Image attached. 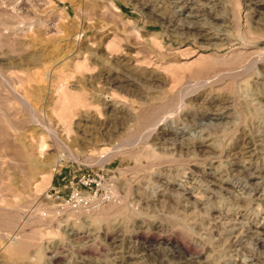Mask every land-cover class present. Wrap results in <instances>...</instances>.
I'll return each mask as SVG.
<instances>
[{
    "label": "rangeland",
    "instance_id": "obj_1",
    "mask_svg": "<svg viewBox=\"0 0 264 264\" xmlns=\"http://www.w3.org/2000/svg\"><path fill=\"white\" fill-rule=\"evenodd\" d=\"M256 1L0 0V264H264Z\"/></svg>",
    "mask_w": 264,
    "mask_h": 264
},
{
    "label": "bare ground",
    "instance_id": "obj_2",
    "mask_svg": "<svg viewBox=\"0 0 264 264\" xmlns=\"http://www.w3.org/2000/svg\"><path fill=\"white\" fill-rule=\"evenodd\" d=\"M252 5H254L255 6V9H258L257 11H261L263 8H264V6H263V3H262V1H260L259 2V0L258 1H256V2H253V4ZM252 9V8H251ZM258 12V13H259ZM262 13V12H261ZM239 19V18H238ZM238 21L239 20H237V23H238ZM234 25V24H233ZM238 25H239V23H238ZM235 26V25H234ZM237 29H238V26H237ZM260 60V59H259ZM256 63H250V64H248L245 68L246 69H252L253 67H254V65H255ZM244 68V69H245ZM237 72V71H236ZM229 74H231V73H229ZM5 81V80H4ZM3 81V82H4ZM12 89V92H13V94L14 95H16V96H18L19 97V99H20V102H21V104L26 108V109H29L30 111H32V112H30V113H32V115L35 117V115H34V113H33V109H34V107L31 105V103H30V101H29V99H28V97L27 96H25V95H21L18 91H17V89H15L14 87H12L11 88ZM18 99V100H19ZM15 102V101H14ZM183 106V103L181 102L180 104H179V107H182ZM33 107V108H32ZM180 109V108H179ZM160 115V114H159ZM169 115V114H168ZM166 117H167V115L165 116V112L161 115V116H158L153 122H152V124L149 126L150 127V130L149 131H151V130H154L155 129V126L159 123V122H161V121H163V120H165L166 119ZM44 126V125H43ZM42 129H44V127L42 128ZM43 131H46V133L45 134H48V135H51L54 139H56V135H55V133H53L51 130H43ZM148 137V136H147ZM147 138H146V136H142L141 138H136V139H134V140H131L129 143H127V144H125V145H116L115 147L113 146V148H111V151L109 152H107L106 153V156H108V157H111L112 155H116V154H124V153H126L125 151L127 150L126 149V147H129V146H131V145H133V144H135V142H144L145 140H146ZM57 140V139H56ZM61 141V140H60ZM57 142V141H56ZM17 143V142H16ZM59 143V142H58ZM45 144V143H44ZM42 145L41 146V149H44V148H46V144L45 145ZM63 144V143H62ZM62 144H60V145H62ZM17 145V144H16ZM64 145V144H63ZM37 146V145H36ZM21 149V148H20ZM35 149H36V147H35ZM67 150H68V148H66ZM126 149V150H125ZM41 152H42V150H40ZM40 151H39V153H40ZM153 151V150H152ZM26 152V151H25ZM153 153V152H152ZM151 153V154H152ZM155 153V152H154ZM21 154V153H20ZM41 154V153H40ZM72 155V154H71ZM152 156V155H151ZM158 156H162L161 154H157V153H155V155H154V157L155 158H157ZM21 158V157H20ZM104 158H106V157H104ZM152 158V157H151ZM162 158V157H161ZM28 160H30V159H28ZM153 160H154V158H153ZM36 164V163H35ZM34 164V165H35ZM2 167V166H1ZM39 168V167H38ZM35 177V176H34ZM112 197H113V199L116 197V199L118 200V199H120L119 197H118V195L115 193V192H113L112 193V195H111ZM126 198L127 197H124V198H122V199H120L121 200V202H124L125 200H126ZM115 202H117L116 200H115ZM91 207V206H90ZM121 209H123V208H121ZM11 245V244H10ZM182 253H186L185 251H183Z\"/></svg>",
    "mask_w": 264,
    "mask_h": 264
}]
</instances>
